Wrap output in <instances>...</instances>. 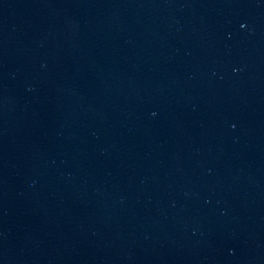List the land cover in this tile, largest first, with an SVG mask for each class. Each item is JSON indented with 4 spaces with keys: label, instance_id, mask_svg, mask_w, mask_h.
Listing matches in <instances>:
<instances>
[{
    "label": "water",
    "instance_id": "1",
    "mask_svg": "<svg viewBox=\"0 0 264 264\" xmlns=\"http://www.w3.org/2000/svg\"><path fill=\"white\" fill-rule=\"evenodd\" d=\"M0 264H264V0H0Z\"/></svg>",
    "mask_w": 264,
    "mask_h": 264
}]
</instances>
